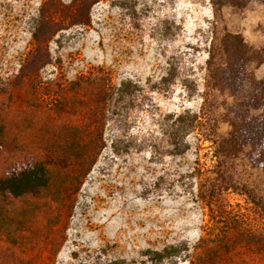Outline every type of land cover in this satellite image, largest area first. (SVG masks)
Wrapping results in <instances>:
<instances>
[{"label": "rangeland", "instance_id": "1", "mask_svg": "<svg viewBox=\"0 0 264 264\" xmlns=\"http://www.w3.org/2000/svg\"><path fill=\"white\" fill-rule=\"evenodd\" d=\"M72 1L0 0V179L48 168L0 190V264H264V169L217 152L264 62L236 92L209 78L225 31L264 53V0H94L86 23Z\"/></svg>", "mask_w": 264, "mask_h": 264}, {"label": "trees", "instance_id": "2", "mask_svg": "<svg viewBox=\"0 0 264 264\" xmlns=\"http://www.w3.org/2000/svg\"><path fill=\"white\" fill-rule=\"evenodd\" d=\"M52 0H45L44 5ZM94 0H73L69 4L62 2L65 7L64 17L61 20L76 23H86L89 21L87 12ZM219 5L234 4L242 5L246 0H213ZM48 20V22H47ZM56 22L53 17H48L44 6L38 17L34 18L33 37L37 48L41 46V29L49 23ZM224 63L214 66L209 72V78L213 86L219 90L236 92L238 84L247 78L246 64L249 61L258 63L264 62V53L249 45L241 34L225 31L221 37ZM30 64H25L22 71L27 72ZM254 90L242 100V110L236 116L229 119L230 129L223 136L217 146V152L225 159H233L239 156L245 149H250L256 153L257 164L264 169V79H252ZM131 82L123 81L118 87L120 95L131 92ZM185 120H181V122ZM190 126L193 119H188ZM1 134V128H0ZM48 183V168L44 162L38 161L27 164L19 171L11 172L5 178L0 179V190H8L14 195L22 194L25 191L46 186ZM181 247L170 245L162 251H155V255L161 258L165 255L178 252ZM214 249H210L209 258L214 257ZM205 260V259H204ZM110 264H129L126 262H113Z\"/></svg>", "mask_w": 264, "mask_h": 264}]
</instances>
